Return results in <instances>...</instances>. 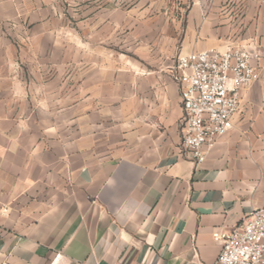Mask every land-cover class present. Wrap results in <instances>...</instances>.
I'll return each instance as SVG.
<instances>
[{
  "label": "crops",
  "instance_id": "obj_1",
  "mask_svg": "<svg viewBox=\"0 0 264 264\" xmlns=\"http://www.w3.org/2000/svg\"><path fill=\"white\" fill-rule=\"evenodd\" d=\"M230 48L260 79L197 165L177 59ZM260 209L264 0H0V264H214Z\"/></svg>",
  "mask_w": 264,
  "mask_h": 264
},
{
  "label": "built area",
  "instance_id": "obj_2",
  "mask_svg": "<svg viewBox=\"0 0 264 264\" xmlns=\"http://www.w3.org/2000/svg\"><path fill=\"white\" fill-rule=\"evenodd\" d=\"M259 60L258 51L245 48L178 57L176 80L184 111L180 149L197 165L205 161L216 140L232 129L242 89L260 79L253 65ZM213 237L221 245L214 264H264V209L251 212L231 232H215Z\"/></svg>",
  "mask_w": 264,
  "mask_h": 264
}]
</instances>
